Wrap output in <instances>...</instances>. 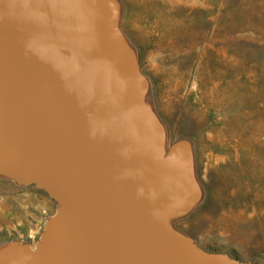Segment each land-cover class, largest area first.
<instances>
[{"label": "water", "instance_id": "1", "mask_svg": "<svg viewBox=\"0 0 264 264\" xmlns=\"http://www.w3.org/2000/svg\"><path fill=\"white\" fill-rule=\"evenodd\" d=\"M117 0H0V176L57 204L35 248L0 264H249L171 222L201 199L169 148Z\"/></svg>", "mask_w": 264, "mask_h": 264}, {"label": "rangeland", "instance_id": "2", "mask_svg": "<svg viewBox=\"0 0 264 264\" xmlns=\"http://www.w3.org/2000/svg\"><path fill=\"white\" fill-rule=\"evenodd\" d=\"M167 147L190 144L201 199L172 226L264 264V0H117ZM57 204L0 176V248H35Z\"/></svg>", "mask_w": 264, "mask_h": 264}]
</instances>
